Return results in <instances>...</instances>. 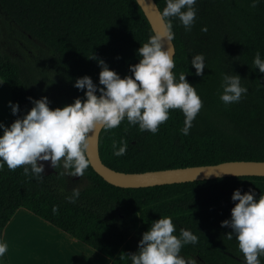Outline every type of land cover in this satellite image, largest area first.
Wrapping results in <instances>:
<instances>
[{
  "label": "trees",
  "instance_id": "1",
  "mask_svg": "<svg viewBox=\"0 0 264 264\" xmlns=\"http://www.w3.org/2000/svg\"><path fill=\"white\" fill-rule=\"evenodd\" d=\"M162 11L165 0H155ZM197 15L190 31L178 18H170L175 33V73L184 72L196 87L203 107L187 135L185 116L170 110L169 119L155 134L140 131L127 120L101 132L99 149L104 164L125 173L215 165L227 161H264V73L253 63L255 53L264 59V0H196ZM206 27V31L202 29ZM155 31L137 0H0V80L10 88L12 102L26 114L33 106L28 97L46 96L55 109L84 98L74 87L77 78L89 76L98 87V60L121 78L131 75L129 65L139 62L137 50ZM21 53L18 56L16 50ZM202 53L205 69L195 75L191 58ZM95 57L96 59H92ZM239 75L247 94L236 103L220 100L223 76ZM99 94V93H98ZM17 116L12 114L10 124ZM10 126V125H9ZM124 138L128 148L114 156ZM57 173L38 179L22 167L0 170V239L20 208H25L71 237L111 259L131 264L142 234L160 216H171L180 229L197 235L181 254L204 264H245L231 229L238 201L236 189L264 194V177H228L147 188L111 185L90 166L82 178L87 184L75 202L62 166ZM79 177V176H74ZM56 211L53 212V207ZM4 259L7 261V254ZM264 264V256L259 257Z\"/></svg>",
  "mask_w": 264,
  "mask_h": 264
},
{
  "label": "clouds",
  "instance_id": "2",
  "mask_svg": "<svg viewBox=\"0 0 264 264\" xmlns=\"http://www.w3.org/2000/svg\"><path fill=\"white\" fill-rule=\"evenodd\" d=\"M258 3L259 0H251V7ZM165 4L160 12L161 30L151 34L139 47V62L129 65L131 75L121 78L103 60H98L101 68L99 85L103 87H98L87 75L74 82L75 88L86 90L83 99L77 97L69 105L52 109L46 96L40 99L28 97L33 106L23 115H17L20 112L18 103L8 102L11 113L17 118L10 126L0 122V170L5 164L10 170L22 167L25 175L42 179L43 162L48 161L54 169L62 166V175L82 177L91 163L88 152L97 130L113 129L127 120L129 125H138L140 131L155 134L169 119L172 109L183 112L184 127L180 131L184 135L189 133L203 101L196 87L186 80L187 74L181 72L177 79L173 72L175 60L171 42L175 33L170 18H178L185 30L190 31L197 15L196 0H165ZM165 41L170 48L164 47ZM253 63L260 73H264V59L259 51L255 53ZM191 66L195 68V75L201 76L205 69L204 55H194ZM221 88L220 100L226 105L239 102L248 92L237 74H225ZM112 148L114 156H123L128 142L122 137L117 146L113 140ZM79 195V187H74L72 195L66 199L75 202ZM231 199L238 202L231 209L230 219L223 220L221 227L231 229L225 235L229 240L235 236L245 264H261L259 257L264 256V194L257 198L252 189L243 194L236 189ZM56 210L54 206L53 212ZM175 231L172 217L160 216L142 234L138 251L128 254L131 264H197L195 258L181 255L184 245L198 242L197 235L184 228L180 229L179 236L174 234ZM8 247V243L0 239V258L5 257Z\"/></svg>",
  "mask_w": 264,
  "mask_h": 264
},
{
  "label": "crops",
  "instance_id": "3",
  "mask_svg": "<svg viewBox=\"0 0 264 264\" xmlns=\"http://www.w3.org/2000/svg\"><path fill=\"white\" fill-rule=\"evenodd\" d=\"M12 102L9 86L0 80V122L10 125ZM2 134V129H0ZM3 240L8 243L6 261L0 264H111V259L64 231L20 208L6 226Z\"/></svg>",
  "mask_w": 264,
  "mask_h": 264
},
{
  "label": "water",
  "instance_id": "4",
  "mask_svg": "<svg viewBox=\"0 0 264 264\" xmlns=\"http://www.w3.org/2000/svg\"><path fill=\"white\" fill-rule=\"evenodd\" d=\"M146 16L148 17L154 31H160L162 21L160 19V8L155 0H137ZM172 44L173 57L175 59L176 47ZM164 47L170 48L167 41ZM103 129L97 130L93 144L91 145L88 158L94 171L105 181L121 188H147L170 184L188 183L194 181H205L228 177L259 176L264 177V161H227L215 165H203L186 168L165 169L148 171L143 173H125L110 168L101 159L99 142ZM40 163V162H38ZM44 175L49 176L57 173L56 168L45 161ZM236 173V174H233Z\"/></svg>",
  "mask_w": 264,
  "mask_h": 264
},
{
  "label": "rangeland",
  "instance_id": "5",
  "mask_svg": "<svg viewBox=\"0 0 264 264\" xmlns=\"http://www.w3.org/2000/svg\"><path fill=\"white\" fill-rule=\"evenodd\" d=\"M13 48H14L13 50H16V52H17L16 54L18 56H21V53L18 52L17 49H15L16 47H13ZM64 177H65L67 185L70 189H73L74 187H79V189H81L87 184V180L82 178V177H74V176H66V175H64ZM137 248H138V246H137ZM195 259L197 260V264H204L202 261L198 260L197 258H195Z\"/></svg>",
  "mask_w": 264,
  "mask_h": 264
}]
</instances>
